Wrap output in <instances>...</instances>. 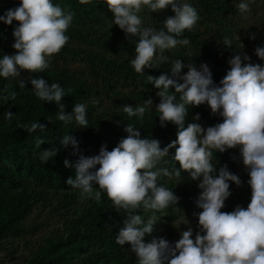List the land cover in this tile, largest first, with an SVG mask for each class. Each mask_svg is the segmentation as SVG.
<instances>
[{"label": "clouds", "instance_id": "obj_1", "mask_svg": "<svg viewBox=\"0 0 264 264\" xmlns=\"http://www.w3.org/2000/svg\"><path fill=\"white\" fill-rule=\"evenodd\" d=\"M250 2L240 0L237 5L245 19L251 11ZM79 3L86 5L91 0H79ZM104 3L114 15L113 23L127 37L138 38L131 64L141 75L145 69L154 68L156 60L168 63L166 51L187 46L190 41L179 37L185 30H193L200 19L197 10L186 0H104ZM169 6L174 16L167 17L160 30L145 27L138 15L145 7L154 13ZM13 21L19 25L13 31L16 54L0 58V77L5 79L20 78L21 71L37 73L48 69L49 59L68 43L66 32L73 13L54 4L53 0H19V7L0 16L4 24L12 25ZM224 45L231 47V41L225 38ZM255 55L264 61V47H256ZM229 64L230 70L219 86L214 83L207 64H201L198 69L189 63L188 71L181 75L185 65L180 59L171 61V77L167 74L147 76L160 98L156 112L161 125L170 122L177 126V139L164 148L156 139L141 138L140 130L127 124L124 129L127 136L111 151L103 145L98 155L86 157L79 154V143L71 134L60 139L61 148L51 147L40 153L45 163L69 147L72 155L79 154L75 164L67 158L64 160L65 168L75 170L74 178L69 177L66 184L79 189L82 199L99 201L104 192L117 212L126 213L116 243L129 244L138 264H264V66L251 63L247 55H235ZM28 79L36 97L58 105L60 121L74 120L80 128H88L84 104H75L71 114L65 112L61 103L65 91L59 83L49 84L42 77ZM19 83L21 88L27 86L24 79L20 78ZM152 103L149 99L143 106L125 105L122 110L128 117L143 118ZM204 104L213 115L219 114L223 122L207 129L199 123L185 127L189 107ZM6 115L11 118L13 113ZM194 119L199 120V114ZM37 129L43 132L46 125L32 122L27 130L32 133ZM36 143L40 147L44 140L37 137ZM237 147L248 169L251 200L246 209L237 206L231 212H224L221 210L231 195L229 182L237 186L242 182L226 165L217 173L213 153ZM173 148L172 158L179 165L175 174L188 172L192 180L201 181L197 201V207L202 209L198 215L201 231L193 239L189 228L174 245L163 238L145 243L144 238L153 232L157 217L153 215L145 221L137 214L139 209L160 211L179 202L172 190L158 184L161 175H172L167 168L157 166Z\"/></svg>", "mask_w": 264, "mask_h": 264}, {"label": "trees", "instance_id": "obj_2", "mask_svg": "<svg viewBox=\"0 0 264 264\" xmlns=\"http://www.w3.org/2000/svg\"><path fill=\"white\" fill-rule=\"evenodd\" d=\"M186 2L197 10L200 19L214 22L226 31V14L233 11L230 0ZM53 3L73 13V21L66 32L68 43L52 56L54 67L37 73L21 71L20 78L27 85L24 88L20 87V78L0 77V245L10 238L34 232V228L28 227L26 223L35 210L48 206L62 215L71 213L73 207L78 206L81 209L80 215L70 219L65 217L53 233L41 239L21 264H138L129 244L121 246L116 243V235L124 225L126 213L123 210L117 212L104 192L99 201L82 199L79 189L66 184L69 177L74 178L75 170L65 168L64 160L67 158L75 164L79 154L86 157L98 155L103 145L111 151L127 136L124 130L127 124L139 129L141 138L158 140L161 148L175 141L177 126L170 122L161 125L159 113L156 112L160 98L147 79V76L159 77L161 74L171 77V65L156 60L154 68L145 69L144 75L136 73L131 60L135 57L138 38L127 37L118 26L109 23L114 15L104 0H91L86 5L80 4L79 0H53ZM16 7H19V0H0V16ZM169 16H174L170 6L161 11L159 20L153 24L154 28H163ZM18 26L15 21L12 25L0 22V58L16 54L13 31ZM179 38L190 41L187 46L176 47V54L181 61L186 56L185 51L189 50L191 56L186 62L195 64L198 69L201 64H207L214 83L219 86L230 70L229 62L214 51L211 42L204 39L196 27L191 31L185 30ZM77 59L85 64L88 77L69 67V62ZM59 61L62 66L56 65ZM30 76L42 77L49 84L61 85L65 91L61 103L66 113L71 114L75 104H84L88 128H80L74 120L67 123L60 121L57 116L58 105L41 101L35 96L28 79ZM118 86L125 87L126 91ZM103 99L111 102L109 110L113 121H107L105 112L98 110ZM149 99L153 103L143 118L128 117L122 110L125 105L133 108L143 106L144 101ZM8 112L13 113L11 118L7 117ZM197 114L200 117L198 121L207 128L223 122L219 114L213 115L209 106L204 104L189 107L185 127L193 123ZM32 122L45 124L46 129L30 133L27 129ZM71 134L79 143L78 155H72L69 147L50 158L47 163L41 161L40 153L43 150L61 148L60 139ZM37 137L44 140L40 147H37ZM174 154L175 148L170 149L169 156L157 166L160 169L167 168L172 173L170 176L161 175L158 184L172 190L179 202L160 211L139 209L137 214L145 221L153 215L157 217L153 232L144 238L145 243L154 238L166 239L158 226L161 214L172 219L176 208L187 206L188 201L194 199L199 191L189 181L188 172L181 171L179 176L175 174L179 165L172 158ZM213 163L217 173L220 167L226 165L242 182L240 186L229 182L231 195L221 211L231 212L237 206L246 209L251 200L248 184L250 177L248 169L243 165L239 147L224 153L214 152Z\"/></svg>", "mask_w": 264, "mask_h": 264}, {"label": "rangeland", "instance_id": "obj_3", "mask_svg": "<svg viewBox=\"0 0 264 264\" xmlns=\"http://www.w3.org/2000/svg\"><path fill=\"white\" fill-rule=\"evenodd\" d=\"M230 2L233 11L232 13L226 14L228 19L226 31L222 30L214 22L206 19H200L195 27L202 32L204 39L211 42L214 51L228 62L235 55H241L242 57L247 55L250 57L251 63L264 66V61L260 60L255 55L256 47H264V0H251V11L246 14V19L241 16L237 8L240 0H230ZM160 13L161 12L152 13L148 8H144L138 15L142 18L145 27L154 28L153 24L155 21L159 20ZM113 20L114 18L111 19L109 23H113ZM253 35L255 39L251 38ZM225 38L231 41V47H226L224 45ZM177 51V48H174L165 52L169 60V65H171L172 60L180 59L176 54ZM185 52L186 56L182 61L185 67L182 69L181 75L186 74L188 71V62L186 61H188L191 56L189 50ZM56 65L62 66V62L59 61ZM49 67H54L52 57L49 59ZM69 67L80 75L88 77L86 66L81 60L77 59L73 62H69ZM118 88L126 91L125 87L118 86ZM110 107L111 102H107L105 99H103L98 106L100 112H105L107 121H113L112 112L109 110ZM193 123H199L202 127L207 129V126L198 120L194 119ZM187 176L189 181L198 187L201 181L192 180L189 173ZM200 193L201 189H199L194 199L188 201L187 206L181 205L177 207L172 219H167L164 213L161 214V219L158 221L159 230L163 237L171 244L174 245L175 242L181 238L182 232L187 231L189 228L192 229L193 239H195L197 232L201 231L198 215L202 209L197 207ZM80 213L81 209L78 206L73 207L71 213H64L62 215L55 213L48 206L35 210L26 223L28 227L34 228V232L27 236L18 235L14 238H10L0 245V264H21L29 257L31 251L36 248L41 239L53 233V230L59 226L65 217L70 219L73 216L80 215ZM201 234L203 233L201 232Z\"/></svg>", "mask_w": 264, "mask_h": 264}]
</instances>
